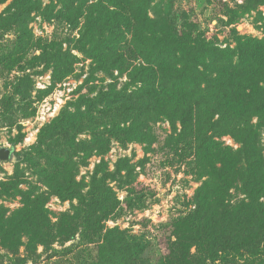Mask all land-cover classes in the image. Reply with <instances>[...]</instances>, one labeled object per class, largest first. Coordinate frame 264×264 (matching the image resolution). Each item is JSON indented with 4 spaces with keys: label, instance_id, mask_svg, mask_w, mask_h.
Masks as SVG:
<instances>
[{
    "label": "trees",
    "instance_id": "16d2710c",
    "mask_svg": "<svg viewBox=\"0 0 264 264\" xmlns=\"http://www.w3.org/2000/svg\"><path fill=\"white\" fill-rule=\"evenodd\" d=\"M150 3L52 0L42 7L41 0H13L0 13V32L15 35L12 51L0 60L23 73L1 100L0 119L7 124L13 123L17 101L31 98L33 82L26 70L42 66L56 84L73 74L78 61L70 48L34 42L29 29L34 14L80 28L73 48L91 60L93 71L117 72L127 80L120 90L89 88L40 129L30 149L16 153L12 148L11 159L21 155L38 182L29 190H17L24 177L17 165L0 184L5 194L19 196L22 203L11 217L0 212L4 248L14 253L23 234L29 240L36 237V246L44 249L78 234L81 241L98 245L90 264H136L141 248L124 231L105 226L118 216L120 205L109 184L128 183L131 177L126 161H118L113 172L101 161L87 183L76 177L91 157L105 156L113 140L121 146L152 144L151 125L164 119L174 131L179 125L177 141L211 172L194 194L193 211L173 223L162 264H253L264 254V36L236 35L232 49L220 48L200 33L178 28L167 13L150 18ZM33 48L40 54L25 69L20 62ZM51 91L41 93L46 97ZM80 135L87 138L78 139ZM223 136L239 145L236 152L221 147L217 139ZM237 181L244 198L230 206L226 196ZM38 184L45 191L38 193ZM48 196L75 205L51 223L44 208Z\"/></svg>",
    "mask_w": 264,
    "mask_h": 264
},
{
    "label": "rangeland",
    "instance_id": "374dc122",
    "mask_svg": "<svg viewBox=\"0 0 264 264\" xmlns=\"http://www.w3.org/2000/svg\"><path fill=\"white\" fill-rule=\"evenodd\" d=\"M12 1L7 0L0 5V13ZM41 1L44 7L52 0ZM148 13L150 18H154L155 13H167L178 28L200 33L207 41L220 48L232 49L236 35L257 39L264 36V0H151ZM29 29L35 43H55L63 50L70 48L78 61L74 65L73 74L56 84L51 81V71L44 70L42 66L25 71L33 82L31 98L26 103L17 101L11 125L0 119V147L13 148L16 153L30 149L36 143L40 129L80 95H87L89 88L92 87L95 91L109 88L120 90L127 81L124 76H118L117 72L107 75L93 71L94 64L91 60L73 48L80 28L72 30L64 22L46 21L41 15L34 14ZM14 40L13 32H0V55L12 51ZM39 54L40 50L31 49L23 56L21 66L28 69L29 60ZM22 74L17 68L8 69L0 60V109L2 98L10 94L17 78ZM50 87L51 94L44 97L41 92ZM80 87L82 88L79 90ZM176 128L177 131H174L164 119L151 125L155 140L150 145L134 142L121 146L113 140L105 156L91 157L87 166L80 167L77 173L76 180L87 183L101 161L105 163L108 172L114 171L118 161H126L131 177L128 183L119 179L122 182L109 184L120 205L118 216L107 221L105 226L124 231L128 240L136 248H141L136 264H162L163 258L168 254L173 223L193 211L194 194L206 179L208 171L211 172L209 168L204 170L195 162L190 155V148L187 149L177 141L178 124ZM85 138L86 135L78 136V139ZM217 140L222 148L231 150L226 149L229 154L239 148L230 136ZM260 140L264 145V133H261ZM11 141H16L14 147ZM262 156L264 160V150ZM17 165L24 176L23 183L18 185L17 190H29L31 184H37L38 175L27 167L21 155H14L9 162H0V184L7 182ZM39 187L38 193L45 191V188ZM239 187L237 181L228 191L226 203L230 206L239 204L244 198ZM72 204L75 205V201ZM72 204L48 196L44 208L48 211L50 222L55 223L60 213L71 211ZM21 207L19 196L7 195L0 187V212L5 218L11 217ZM5 228L8 226L5 225ZM16 229L18 231L19 228ZM36 242V237L29 240L23 234L13 253L4 248L0 241V264H90L97 258L98 245L81 241L78 234L73 240L55 242L48 249L36 246ZM188 252L190 255L194 254L195 248L191 247ZM253 264H264V254Z\"/></svg>",
    "mask_w": 264,
    "mask_h": 264
},
{
    "label": "water",
    "instance_id": "95a60500",
    "mask_svg": "<svg viewBox=\"0 0 264 264\" xmlns=\"http://www.w3.org/2000/svg\"><path fill=\"white\" fill-rule=\"evenodd\" d=\"M12 149L0 147V162H9L11 160Z\"/></svg>",
    "mask_w": 264,
    "mask_h": 264
}]
</instances>
